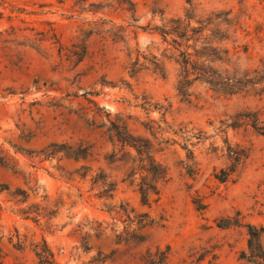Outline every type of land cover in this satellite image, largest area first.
Returning <instances> with one entry per match:
<instances>
[{
  "label": "rangeland",
  "instance_id": "374dc122",
  "mask_svg": "<svg viewBox=\"0 0 264 264\" xmlns=\"http://www.w3.org/2000/svg\"><path fill=\"white\" fill-rule=\"evenodd\" d=\"M187 17L230 57L158 31ZM107 113L168 169L150 205L104 159ZM249 225L264 248V0H0V264H258Z\"/></svg>",
  "mask_w": 264,
  "mask_h": 264
},
{
  "label": "trees",
  "instance_id": "16d2710c",
  "mask_svg": "<svg viewBox=\"0 0 264 264\" xmlns=\"http://www.w3.org/2000/svg\"><path fill=\"white\" fill-rule=\"evenodd\" d=\"M192 18L187 19H175L171 20L168 24L163 25L158 31L164 38H172L175 43L180 45L179 41L186 39H193L192 36L198 35L199 39L203 40V45H210V49L220 50L230 57V50L225 48H214L213 42L206 43L207 40L203 36V33L210 32L209 22L197 21L198 26H192ZM170 24V25H169ZM192 35V36H191ZM59 43L60 57L66 56L67 59L73 57L76 58L77 64L81 63L88 54V47L84 45L81 50L72 51L65 47L61 41ZM217 44H221L217 43ZM212 46V47H211ZM74 48L76 46H73ZM187 65L192 66V69L199 71L196 73L197 77L195 81H203L213 85L214 81L210 77H206V73L203 69L197 68V63L192 60V55L187 54ZM209 55L198 56L197 60H203L202 65L209 61ZM188 71V70H187ZM191 73H188L189 77ZM227 86L231 85V82L226 81ZM103 116L97 115L95 117L94 126L95 129L102 130V137L105 138L106 143L112 146V151L105 155V161L108 164H117L119 171H123L121 178L122 183H128L129 185H135L138 192L142 197L144 205H150L152 203L153 196H160V186L164 184L169 176L168 169L164 164L158 160L157 151L151 140L142 136H137L132 132L130 123L127 119L117 115L115 118L111 117L110 113L105 115L103 121H98ZM63 155L64 158L74 161L87 160L94 155V145L85 142L77 144L70 143H54L52 150L48 156ZM118 181L114 182V185H118ZM156 200H153V202ZM249 249L251 251V257L258 264H264V248L261 243V232L255 227L249 225ZM47 252V253H45ZM45 252H38L37 257L41 264H56L53 258V253L46 249Z\"/></svg>",
  "mask_w": 264,
  "mask_h": 264
}]
</instances>
